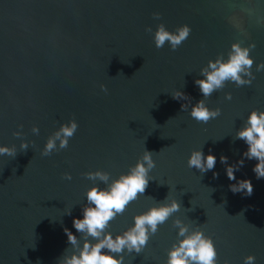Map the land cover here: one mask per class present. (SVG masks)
<instances>
[{
    "label": "water",
    "instance_id": "1",
    "mask_svg": "<svg viewBox=\"0 0 264 264\" xmlns=\"http://www.w3.org/2000/svg\"><path fill=\"white\" fill-rule=\"evenodd\" d=\"M161 23L170 31L187 24L189 35L175 50L167 42L157 48L153 34ZM234 43L253 59L252 83L225 82L204 98L220 115L198 122L189 115L203 98L194 80ZM257 64H264V0H0V145L14 150L0 154V264H59L78 251L64 228L82 243L72 219L82 215L92 184L106 186L86 173L100 169L110 182L145 148L153 152L152 179L106 230L122 232L165 196L181 208L139 253L116 254L123 264H166L177 219L211 237L217 264H245L249 254L264 264V178L236 138L248 113L264 110V69ZM177 90L185 96L174 99ZM70 119L78 127L68 146L57 141L42 155L49 136ZM196 148L216 155L213 169L188 167ZM221 155L233 165L243 159L235 176L251 180L250 195L230 190L236 180L228 179Z\"/></svg>",
    "mask_w": 264,
    "mask_h": 264
},
{
    "label": "clouds",
    "instance_id": "2",
    "mask_svg": "<svg viewBox=\"0 0 264 264\" xmlns=\"http://www.w3.org/2000/svg\"><path fill=\"white\" fill-rule=\"evenodd\" d=\"M154 16L159 17L158 13ZM151 31V28L147 29ZM190 28L187 24L180 25L175 31L168 30L162 23L159 24L153 34V40L157 48H162L165 42L172 50H175L189 35ZM253 59L247 48L234 43L231 51L226 57L217 56L210 59L206 67L201 68V75L194 80L203 98L192 104L189 115L198 122L207 123L220 115V108H210L205 99L213 91L224 87L225 82H234L237 86L250 85L253 73L251 72ZM264 69V64H257V71ZM104 87L103 85L101 86ZM174 99H181L185 96L182 91L172 93ZM226 99H231V93L225 94ZM181 108H187L182 104ZM78 127L75 119L60 124L51 136L46 140L42 155H49L53 150L68 146L69 138L73 136ZM34 131H38L34 127ZM236 138L242 139L247 144L243 156L248 159H255L253 166L256 177L264 178V110L252 109L242 127L237 129ZM26 149L27 144L22 143ZM0 154L14 155V150L6 145H0ZM153 152L145 148L142 156L136 163L129 167L127 172L112 178L109 182L108 173L96 169L86 173L90 180L99 179L105 183V187L92 184L86 193L87 203L82 208L81 216H74L72 226L83 235V242L79 243L76 234L65 227L64 232L67 240L78 248L59 261V264H123V257L116 255L127 250L139 253L147 245L150 234H155L158 226L163 224L169 216L178 212L181 208L180 200L165 196L164 200L155 203L146 210L135 214L133 222L122 232L115 235L108 231V225L118 214L124 212L126 206L135 200L138 194H143L149 180L151 169L155 167ZM216 155L212 151L204 153L202 148L193 149L188 157L189 168H196L201 174L215 167ZM227 156L221 155L220 161L225 164V173L229 180H236L229 188L233 193L241 192L250 195L252 183L248 178L237 179L235 172L244 163L243 159L236 162V165L227 163ZM214 177L217 173H213ZM66 179H71L69 173H65ZM192 210V209H190ZM177 227V237L167 251L166 264H217L216 248L211 237L207 236L204 230L197 226L190 228L179 219L174 221ZM88 237L94 238L93 240ZM245 264H254L255 257L252 254L244 258ZM224 264H229L228 260Z\"/></svg>",
    "mask_w": 264,
    "mask_h": 264
}]
</instances>
